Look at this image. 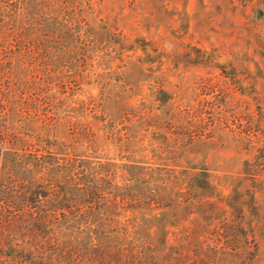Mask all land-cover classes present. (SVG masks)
Returning <instances> with one entry per match:
<instances>
[{
	"label": "trees",
	"instance_id": "trees-1",
	"mask_svg": "<svg viewBox=\"0 0 264 264\" xmlns=\"http://www.w3.org/2000/svg\"><path fill=\"white\" fill-rule=\"evenodd\" d=\"M95 9L92 0H0V226L8 230L0 264H158L169 228L189 214L199 221L204 196L220 193L192 148L231 138L229 116L249 122L252 148L258 141L253 114L228 89L199 99L197 80L195 96L177 103L184 96L152 76L153 61L134 58L137 40L95 25ZM115 58L121 69L97 72L99 93L82 97L92 65ZM256 148L249 167L260 175L264 147ZM225 203L199 213L225 228L221 253L243 248L231 231L232 201ZM154 233L163 234L162 248ZM247 242L237 264H257L259 246Z\"/></svg>",
	"mask_w": 264,
	"mask_h": 264
},
{
	"label": "rangeland",
	"instance_id": "rangeland-1",
	"mask_svg": "<svg viewBox=\"0 0 264 264\" xmlns=\"http://www.w3.org/2000/svg\"><path fill=\"white\" fill-rule=\"evenodd\" d=\"M92 1L96 8L92 13L95 25H106L110 31L120 30L136 39L138 46L134 58L140 56L153 61L156 70L152 76L166 77L170 89L177 88L184 96L177 103L194 97L195 81L201 80L204 89L196 90L197 98L218 97L222 89H228L234 104L238 100L240 110L244 108L252 113L254 125L258 127L256 135L259 138L252 148L253 142L244 137H254L253 131L247 136L248 131L243 130L249 122L242 117L229 116L228 123L233 129L231 138L222 145L205 143L192 148V156L204 159L215 182L220 183V193L204 196L202 207L195 211L199 221L189 214L169 228L165 236L168 253H161L164 255L155 260L158 264H237L247 251V237L253 238L259 246L256 263L264 264V170L254 175L256 171L249 167L260 151L256 147H264V114L260 116L264 113V0ZM199 50L205 51L203 60L197 57ZM206 56H212V62H206ZM120 63L115 58L92 65L90 76L78 87L80 95L98 94L100 88L92 82L96 73L107 70L109 64H112L111 70L119 71L121 67L117 65ZM233 74L240 84L232 82ZM210 84L212 91L208 88ZM146 91L147 83L143 85V92ZM106 106L113 116L121 114V107L114 101ZM219 114H216L217 121ZM109 149L110 156L117 154L114 146ZM225 199L232 201L233 208L229 210H233L236 221L230 230L243 248L221 253L218 251L224 240L219 233L223 235L225 228L218 219L209 220L199 213L202 209L205 213L210 211L212 201L218 211L227 207ZM116 219L122 222L123 215ZM7 231L6 224H2L0 245ZM153 236V244L162 248L163 234L154 233ZM25 237L31 236L27 232ZM213 256L217 257L215 263Z\"/></svg>",
	"mask_w": 264,
	"mask_h": 264
}]
</instances>
